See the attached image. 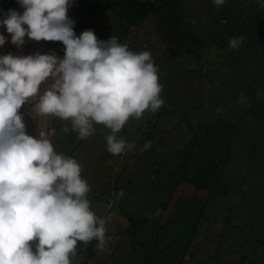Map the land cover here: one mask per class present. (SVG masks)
<instances>
[{"label":"rangeland","instance_id":"374dc122","mask_svg":"<svg viewBox=\"0 0 264 264\" xmlns=\"http://www.w3.org/2000/svg\"><path fill=\"white\" fill-rule=\"evenodd\" d=\"M230 3L231 0H225L222 6H217L213 0H184L177 7L174 3H165V9L181 11L184 23L180 27L185 28L180 32L191 36V48L174 36L168 38L169 43L164 39L161 34L164 27L155 21L159 15L157 11L139 20L125 35L121 33V24H127V21L108 13L110 11L104 14L105 19L101 17L99 25L88 13L81 15L83 29L93 30L100 40L117 37L133 52L149 51L158 67L159 82L163 85L161 97L168 108L166 115L160 109L154 113L146 112L139 119H130L117 134L118 139L128 143L137 145L139 142L140 148L144 147V139L150 137L152 143L148 151L126 149L113 155L107 151L106 140L111 130L103 124L94 122V133L87 139H80L72 130L70 120L51 115L37 116L31 110L32 102L19 110L28 135L38 137L41 131L45 132L54 148L59 149L55 150L57 153L75 158L82 166V178L90 185L88 199L91 208L107 221L103 250L97 246L96 240L88 244L78 242L77 253L81 255L77 254L73 264H140L142 254L141 259L132 257L128 253L130 245L133 242L139 245L152 235L149 233L151 227L145 225L147 220L149 224L155 221L157 227L168 224L179 198V201L190 200L194 209L202 203L203 210L193 239L186 251V246L182 247L183 256L173 264H242L250 257L253 260L246 261V264H261L255 257L264 256V7L251 5L260 6L261 0H245L246 7L240 14L232 10L228 35L230 39L243 38L241 46L232 50L228 47L230 39H225V44L224 40L219 41L225 37L219 32L220 24H225V17L218 14L217 18H212L216 8L221 7V12H225ZM13 10L21 14L24 11L19 3ZM207 31L215 32L218 40L214 45L207 39ZM0 34L6 38V43L0 46V55L26 56L39 52L54 53L63 58L65 54L59 41H35L25 36V43L17 46L11 42V34L5 26H0ZM215 55L223 57L219 66L214 62L211 65ZM203 62H211L208 67L214 69L212 78H199L198 69L207 68V63ZM41 87L43 90L47 85ZM258 92L260 98H257ZM242 94L247 97L245 104L239 103ZM235 119L241 120V126L245 122L251 125L232 128ZM221 120L228 124L227 127ZM63 125H67L68 131H64ZM49 126L55 128L52 135ZM72 135L79 139H74L76 143L80 142L78 149L66 140ZM189 145L190 151L186 153L185 148ZM180 152L186 153L187 169L180 176L176 170L169 175L167 169L179 160ZM191 153L193 157H188ZM158 165L166 166V169L157 168ZM196 178L200 179L195 183ZM121 189L124 195L117 199ZM119 200L124 201L127 214L131 215L129 219H134L135 215L143 216V236L132 239L128 233L131 223L128 227ZM165 201L164 209L156 207L155 211L151 210ZM195 215L193 213L192 217ZM134 225L140 226L137 221ZM177 226L175 231H180L182 227ZM218 233L228 236L232 246L227 248V243L222 244L225 250L219 257L212 258L210 247L216 246L209 239H218ZM230 254L234 257L223 256ZM241 255L240 261L236 262L235 257Z\"/></svg>","mask_w":264,"mask_h":264},{"label":"clouds","instance_id":"9594fccd","mask_svg":"<svg viewBox=\"0 0 264 264\" xmlns=\"http://www.w3.org/2000/svg\"><path fill=\"white\" fill-rule=\"evenodd\" d=\"M18 2L23 13L10 9L0 20L11 42L60 41L65 54L0 55V264H73L78 242L96 240L103 250L107 221L91 208L82 166L57 153L45 132L28 135L19 110L32 102L37 116L70 120L80 139L94 133V122L103 124L111 130L107 151L119 155L136 145L117 134L130 119L164 105L163 85L149 51L133 52L113 36L100 40L93 30L77 36L67 15L71 0ZM242 42L233 37L228 47ZM5 43L0 34V46ZM247 102L242 94L239 103ZM123 195L121 189L116 198Z\"/></svg>","mask_w":264,"mask_h":264},{"label":"trees","instance_id":"16d2710c","mask_svg":"<svg viewBox=\"0 0 264 264\" xmlns=\"http://www.w3.org/2000/svg\"><path fill=\"white\" fill-rule=\"evenodd\" d=\"M180 1H184V0H91L88 2H82V1H72L71 2V6L68 8L67 11V15L69 16L70 19H73L75 21L73 27H74V31L75 34L77 36L80 35V32L83 30H86L88 28H84L83 29V21L81 15L82 14H89L94 20L93 21H97V24H100V19H105L106 15H104L106 12L108 13H114L118 18L124 19V21H127V24H121L122 25V34H126L130 27L135 25V23L139 22V20L144 19L147 15H151L154 13V11H157L159 13V15H157V19L155 20L156 23L158 25H163V33H161L164 37V39L169 43V39H171L172 36H174V38L179 41L182 44H185V46H189L190 48L192 47L191 44V36L189 34H182L180 32L181 29L185 28V27H180L182 26V23H184V19L182 17V13L181 11H177L175 10L172 11L168 8L165 9V3L167 4L168 2L174 3V6L177 7L176 5L180 2ZM244 2V4H243ZM18 0H0V20L1 18L8 13V11L11 9H15L18 6ZM232 3V4H231ZM230 6L228 7L227 5V11L225 12H221V9L223 8H216L217 10L215 11L214 17H212L213 19L217 18L218 14H221L223 17H225V24H220L219 27V32L224 34L225 37H223L221 40H224V44H225V39H230L231 36L228 35V27H230V23L232 22L229 15L232 13V10L235 9L236 12H242L243 11V7H246V3L245 0H231ZM241 3V4H240ZM236 4L238 5V7H236ZM251 5H254L256 7H261L255 3H251ZM179 8V7H178ZM168 11V13H166ZM180 10V9H179ZM241 16V15H240ZM102 17V18H101ZM231 21V22H230ZM167 22V23H166ZM215 23V22H213ZM172 24V25H171ZM167 25H171L170 28L167 27ZM97 26V25H96ZM232 26V25H231ZM165 29H167L166 33L164 32ZM207 39L211 40V44L214 45L213 43H215V41H217L218 39L215 36V32H209L207 31ZM226 34L228 35V37H226ZM166 35V38H165ZM59 44L61 45V47L65 50V46L63 45L62 42L59 41ZM223 44V42H222ZM211 45V46H212ZM222 56H212V64L211 62H203V63H207V68L206 67H201L198 69V74H199V78H209L212 74H213V70H211V66L208 67V65H213V62L219 66V63L222 62L223 57ZM221 61V62H220ZM213 76H211L212 78ZM166 101H164V105L160 108L161 112H165L166 115V111L167 105L165 104ZM248 106V105H247ZM247 107L245 108V111H247ZM163 112V113H164ZM218 119V117H216ZM239 118H244V116H239ZM223 121V120H221ZM220 121V122H221ZM235 124H233L232 128L235 127H246L245 125L250 124L251 123H246L243 124V126H241L240 121H236V119L234 120ZM224 126L227 127L228 124H226L224 121L223 123ZM62 125V124H61ZM58 127V126H57ZM63 129L68 128L67 125H63L62 126ZM52 128V131L50 133V135H52L55 132V128L53 126H49L48 130H50ZM208 128V125H207ZM201 128L199 127L198 130H200ZM197 130V132H198ZM151 134V133H150ZM62 138V137H61ZM150 137H146L144 140L145 142L143 143L145 144H151L152 142L149 141ZM64 138H62L63 140ZM79 140L78 138H76L75 135L72 136H67L66 140H68L69 142L71 141L70 145H74V147H77V149L79 148V141H77V143L75 142V140ZM53 143H55L53 141ZM83 143V142H81ZM136 147L134 148V150L132 152L136 151V148L143 150L144 147L140 148L139 146V142L136 143ZM73 146H71L72 148ZM73 147V148H74ZM190 147L186 146L185 151L186 153H189L190 149H188ZM83 148V146H82ZM55 150L59 151V149L54 148ZM69 149V148H66ZM65 149V150H66ZM182 150V149H181ZM144 151V150H143ZM145 151H148L145 150ZM184 151V150H183ZM139 152V151H138ZM165 153H170V151H166ZM164 153V154H165ZM186 153H181L180 152V158L178 161H176V163L169 165L168 169L169 170V175L174 174V171L176 170V174L178 176H180L181 173H185L187 166H186V162H185V157H186ZM123 155V154H122ZM121 155V156H122ZM125 155V154H124ZM169 156H171V154H169ZM192 153L188 155V157H191ZM182 157V158H181ZM193 157V156H192ZM164 160V159H162ZM148 168V167H146ZM157 168H165L161 167V166H157ZM148 174V173H147ZM183 177L185 178L186 175H183ZM200 178H196L195 179V183L199 180ZM185 180V179H184ZM198 186V185H196ZM181 199V198H179ZM179 199L177 200V202L175 203V205L173 206V210H172V214H171V219L170 221L167 223H163L160 226H156L155 221L151 222L150 224L148 223V220L145 222V225L147 227H151L149 231L150 237L146 238L145 241L141 242L139 245L135 244L134 242L132 243V245H130V248L128 250V253L132 255V257L138 258L140 257L141 259V254H142V262L140 264H173L175 263V261L179 258H181L184 254V248H182L183 246H186L185 251L187 249V246L189 244V241L191 239H193L194 234H195V230L199 224L198 220L201 218V212L203 209V204L199 203L198 207H196V209H194L195 207H193V204L190 202V200L188 199H183L181 201H179ZM192 201V200H191ZM124 202V201H123ZM123 202H121L120 200L118 201L119 207L122 211H124L127 216L128 219V227L129 224L131 225L130 229L128 230V233H130V235L132 236V239H135L137 237H141L143 236V234L145 233H141L142 232V226L144 224L143 222V216H134V219H129L128 216H131L130 214H127V209L123 206ZM163 204H157L154 207H152L153 209H151L152 211L156 210V207H160L161 209L165 208V202H162ZM130 208V207H129ZM194 209V211H193ZM201 209V210H200ZM198 211V212H197ZM161 212V211H160ZM193 213H196L195 217L193 216ZM152 220V219H151ZM135 221H137V223L140 225H134ZM133 224V225H132ZM177 224H179L182 228L180 231H175V229L178 227ZM264 228V227H263ZM152 232V233H151ZM260 232V231H257ZM121 234V232H120ZM219 238L216 239V237H212V238H208L209 240H211V244H214L216 247H210L211 251H212V258L215 257H219L220 256V252L222 250H225L222 246V244L227 243V248H229L230 246H232V241L229 240L228 236L223 235L222 233H218ZM201 248V247H200ZM170 251V253L168 252ZM252 254H255L253 252V250L251 251ZM222 253V252H221ZM242 253V252H240ZM226 257H234L231 254L230 255H223ZM242 255L240 257H235V261L239 262L241 259ZM255 257V255H254ZM261 264H264V256H260V257H255ZM253 259L250 257V259H247L246 261H252ZM246 261H244L242 264H246Z\"/></svg>","mask_w":264,"mask_h":264},{"label":"built area","instance_id":"2783aa9c","mask_svg":"<svg viewBox=\"0 0 264 264\" xmlns=\"http://www.w3.org/2000/svg\"><path fill=\"white\" fill-rule=\"evenodd\" d=\"M51 131H52V128L49 130V133H51Z\"/></svg>","mask_w":264,"mask_h":264},{"label":"crops","instance_id":"0c3cea01","mask_svg":"<svg viewBox=\"0 0 264 264\" xmlns=\"http://www.w3.org/2000/svg\"><path fill=\"white\" fill-rule=\"evenodd\" d=\"M78 255L80 254L81 255V253L79 252V253H77ZM110 259V258H109Z\"/></svg>","mask_w":264,"mask_h":264}]
</instances>
